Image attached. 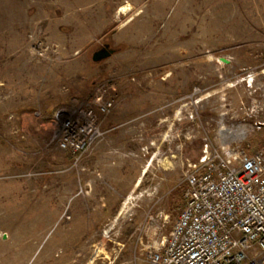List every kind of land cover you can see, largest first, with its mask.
Masks as SVG:
<instances>
[{
  "label": "rangeland",
  "instance_id": "1",
  "mask_svg": "<svg viewBox=\"0 0 264 264\" xmlns=\"http://www.w3.org/2000/svg\"><path fill=\"white\" fill-rule=\"evenodd\" d=\"M262 68L264 0H0V264H149L207 138L264 145ZM89 108L116 171L58 146Z\"/></svg>",
  "mask_w": 264,
  "mask_h": 264
},
{
  "label": "built area",
  "instance_id": "2",
  "mask_svg": "<svg viewBox=\"0 0 264 264\" xmlns=\"http://www.w3.org/2000/svg\"><path fill=\"white\" fill-rule=\"evenodd\" d=\"M92 103L107 114L114 99L96 96ZM260 112L264 101L247 108L246 115ZM81 118L63 122L58 141L71 155V166L91 153L105 132L93 109ZM246 134L245 127L232 137L218 132L215 146L207 138L186 170L182 205L167 235H160L166 214H147L158 237L146 252L149 264H264V145L248 151L241 144Z\"/></svg>",
  "mask_w": 264,
  "mask_h": 264
},
{
  "label": "crops",
  "instance_id": "3",
  "mask_svg": "<svg viewBox=\"0 0 264 264\" xmlns=\"http://www.w3.org/2000/svg\"><path fill=\"white\" fill-rule=\"evenodd\" d=\"M260 72L264 73V68L260 69ZM238 84H240V82H236V84L234 85H238ZM108 144L109 143L107 142L106 144H103V143L98 144L95 147V150H93L90 154L85 156L84 159L85 160L89 159L93 162H97L99 160L103 166H106V167L112 166L113 167L112 171H116V168L121 166L122 160L126 156H124L125 154H122L123 156L118 155L117 153L115 154L116 151L114 150V148L110 147ZM69 202L72 203L73 200H70ZM70 235H72L73 237H77V234L75 235V231L69 232L68 236ZM72 255H73L72 259L71 257H69V264H76V257H75L76 254L73 252Z\"/></svg>",
  "mask_w": 264,
  "mask_h": 264
},
{
  "label": "water",
  "instance_id": "4",
  "mask_svg": "<svg viewBox=\"0 0 264 264\" xmlns=\"http://www.w3.org/2000/svg\"><path fill=\"white\" fill-rule=\"evenodd\" d=\"M106 46L107 45L99 48L97 51H95L92 54V60L94 62L102 61V60L108 58L113 53V49L107 48ZM219 60L222 61L223 63H228V60L223 58V57H219Z\"/></svg>",
  "mask_w": 264,
  "mask_h": 264
},
{
  "label": "flooded vegetation",
  "instance_id": "5",
  "mask_svg": "<svg viewBox=\"0 0 264 264\" xmlns=\"http://www.w3.org/2000/svg\"><path fill=\"white\" fill-rule=\"evenodd\" d=\"M105 45H107V44H104L103 46H105ZM103 46H102V47H103ZM106 47H107V48H110L108 45H107Z\"/></svg>",
  "mask_w": 264,
  "mask_h": 264
},
{
  "label": "bare ground",
  "instance_id": "6",
  "mask_svg": "<svg viewBox=\"0 0 264 264\" xmlns=\"http://www.w3.org/2000/svg\"><path fill=\"white\" fill-rule=\"evenodd\" d=\"M122 9H124V8H122Z\"/></svg>",
  "mask_w": 264,
  "mask_h": 264
},
{
  "label": "trees",
  "instance_id": "7",
  "mask_svg": "<svg viewBox=\"0 0 264 264\" xmlns=\"http://www.w3.org/2000/svg\"><path fill=\"white\" fill-rule=\"evenodd\" d=\"M71 156V155H70ZM182 204V203H181Z\"/></svg>",
  "mask_w": 264,
  "mask_h": 264
}]
</instances>
